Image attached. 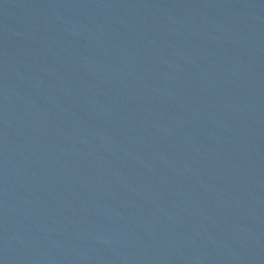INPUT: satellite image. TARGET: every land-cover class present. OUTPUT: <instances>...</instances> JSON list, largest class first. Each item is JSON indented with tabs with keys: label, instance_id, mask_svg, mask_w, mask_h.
I'll use <instances>...</instances> for the list:
<instances>
[{
	"label": "water",
	"instance_id": "obj_1",
	"mask_svg": "<svg viewBox=\"0 0 264 264\" xmlns=\"http://www.w3.org/2000/svg\"><path fill=\"white\" fill-rule=\"evenodd\" d=\"M0 264H264V0H0Z\"/></svg>",
	"mask_w": 264,
	"mask_h": 264
}]
</instances>
